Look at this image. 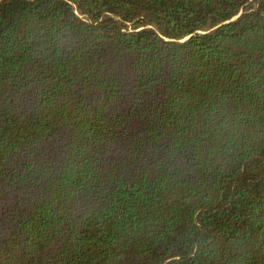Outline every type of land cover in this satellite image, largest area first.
<instances>
[{"label":"trees","instance_id":"obj_1","mask_svg":"<svg viewBox=\"0 0 264 264\" xmlns=\"http://www.w3.org/2000/svg\"><path fill=\"white\" fill-rule=\"evenodd\" d=\"M0 264H264V0H0Z\"/></svg>","mask_w":264,"mask_h":264}]
</instances>
